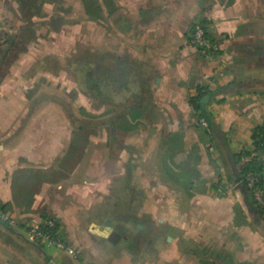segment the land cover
<instances>
[{
	"label": "crops",
	"instance_id": "0c3cea01",
	"mask_svg": "<svg viewBox=\"0 0 264 264\" xmlns=\"http://www.w3.org/2000/svg\"><path fill=\"white\" fill-rule=\"evenodd\" d=\"M263 123L264 0H0V264H264L235 158ZM49 217L75 253L28 238Z\"/></svg>",
	"mask_w": 264,
	"mask_h": 264
},
{
	"label": "built area",
	"instance_id": "2783aa9c",
	"mask_svg": "<svg viewBox=\"0 0 264 264\" xmlns=\"http://www.w3.org/2000/svg\"><path fill=\"white\" fill-rule=\"evenodd\" d=\"M190 44L198 49L200 54L209 56L217 52V45L208 35L206 26L201 21H196L190 35ZM198 124L204 128L209 127V121L204 116L198 117ZM264 166V155L261 159ZM245 181L249 189L253 191L254 199L260 206L264 215V188L260 186L261 174L250 171ZM0 217L9 224H15L16 221L10 219L5 213L1 212ZM53 230V231H52ZM28 238L39 245H56L61 249H67L70 253H75L74 249L65 243L59 234L58 224L55 219L49 217L41 225H32L27 229Z\"/></svg>",
	"mask_w": 264,
	"mask_h": 264
},
{
	"label": "trees",
	"instance_id": "16d2710c",
	"mask_svg": "<svg viewBox=\"0 0 264 264\" xmlns=\"http://www.w3.org/2000/svg\"><path fill=\"white\" fill-rule=\"evenodd\" d=\"M201 22L205 25V21H201ZM206 29H207L208 35L210 36L212 41L215 42V38H214L212 32H210L208 27H206ZM80 66L82 67V69L80 71H81V73L82 72L84 73L83 75H84V77H86L85 82H86V84H88V80L90 79L88 76H90L89 74L91 73V72L89 73L88 61L84 59L83 61H81ZM91 80H92V78H91ZM90 82H91V84H90ZM102 84L103 83H102V79H101V81L97 82V87L99 88V91L91 90V91H89V94H91L92 96H97V94H98L102 98L104 95ZM89 88L93 89L92 81H89ZM203 97H204L203 94H199L196 97V99H192V106H193L195 111L199 112V116H204L207 118L208 121H210L211 120L210 115L205 108L206 103L205 104L202 103ZM252 138H253L254 144H255L254 151H243L242 153L236 155L235 158H236L237 163L240 164V173L243 176L244 183L246 184L247 189L249 191H251V193L253 194V191L251 189H249L247 186V183L245 181V177L250 171L260 173L261 174L260 186L262 188H264V166L261 163V159L264 155V123L257 126L253 130Z\"/></svg>",
	"mask_w": 264,
	"mask_h": 264
},
{
	"label": "rangeland",
	"instance_id": "374dc122",
	"mask_svg": "<svg viewBox=\"0 0 264 264\" xmlns=\"http://www.w3.org/2000/svg\"><path fill=\"white\" fill-rule=\"evenodd\" d=\"M86 52H87L86 49L85 48H82V47H79V49H75V62H76L75 65H74L75 66V70L78 67L79 68H82V67H80V65H78L79 61H76V58L77 57H82V56L86 55ZM73 77L77 80V83H78V80H79L81 82L80 84H82L84 86V82L86 81V77H84V75H82V73H80L78 75L74 74ZM78 87H80V86H78ZM76 94H77L76 92H72V91L71 92H68L67 94H64L63 97L66 100L68 99L70 102H71V100H74L75 101V107L71 106L70 108H67V109L65 108L66 109V114H71V115H73L75 117H81V118L84 117L85 118V117L89 116V114H90L89 111L90 110L86 106V101H84L83 98H81V96H78L77 97ZM125 207L129 211V214L128 215L133 216L135 213L138 214V212H136L135 210H133L134 213L131 212V209H133V205L128 204ZM145 211H146V209H145ZM146 220L149 223L151 222L150 219H146ZM163 239H164V236L162 237V241H163Z\"/></svg>",
	"mask_w": 264,
	"mask_h": 264
},
{
	"label": "water",
	"instance_id": "95a60500",
	"mask_svg": "<svg viewBox=\"0 0 264 264\" xmlns=\"http://www.w3.org/2000/svg\"><path fill=\"white\" fill-rule=\"evenodd\" d=\"M209 98H210L209 95H206L205 97H203L202 103H204V104L207 103V101L209 100ZM138 227L142 228V224L140 222L138 223Z\"/></svg>",
	"mask_w": 264,
	"mask_h": 264
}]
</instances>
